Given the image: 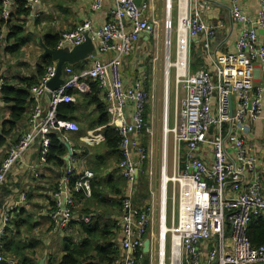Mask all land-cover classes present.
<instances>
[{
	"label": "built area",
	"instance_id": "2783aa9c",
	"mask_svg": "<svg viewBox=\"0 0 264 264\" xmlns=\"http://www.w3.org/2000/svg\"><path fill=\"white\" fill-rule=\"evenodd\" d=\"M2 0L1 18L5 21L0 29V41L8 33L6 22L12 18L15 2ZM25 8L34 14L39 0H22ZM92 9L98 11L105 0H90ZM115 6L112 16L101 26L94 28L91 20L61 33L56 49L73 48L88 37L97 42L95 51L87 56L89 65L74 72L71 65L64 66V84L55 90L48 87L57 71V63L45 66L38 81L31 87V110L28 127L16 143L7 147L0 163V192L7 174L21 160L24 153L38 144L41 162L46 163L51 148V134L77 131L76 122L59 115V105L76 103L73 94L87 92L95 83L106 103L110 124L116 127L120 139L122 178L127 183L120 207L121 238L118 248L121 255L110 264H143L144 242L149 236L151 264H260L264 263V245L253 247L247 229L254 218L264 216V182L257 170V156L250 152L242 133L246 122L264 127V83L255 85V64H264V41L260 30L264 29V0H261L258 19L253 22L238 3L229 14L242 23L235 50L215 51L211 41L217 36L218 26L205 21L197 9L188 10L189 0H182L174 29L171 2H167L166 66H165V129L172 132L173 159L170 173L169 146L164 139L161 165V193L158 204L152 200L145 207L134 203L139 171L148 159L147 148L140 137L152 133L145 110L150 93L141 81L125 86L121 73L125 57L130 53L142 34L149 32L157 37V23L147 17L148 3L137 0H109ZM200 1V0H196ZM176 31L175 53L172 58V33ZM183 32L184 36H180ZM203 36L204 47L213 64V73L204 69L190 70V40ZM111 57L103 58V54ZM180 66L182 69H180ZM174 69V127L169 128L170 74ZM6 82L0 77V92ZM47 96L44 107L45 97ZM235 108V109H234ZM131 111V115L128 112ZM1 134V128H0ZM104 137L97 130L83 138L88 142L101 141ZM104 140V139H103ZM184 147L185 156L182 157ZM76 169L66 167L57 182L54 193L55 205L50 214L53 229L63 228L73 219L76 206L75 193L84 197L93 194L94 173L85 170L80 176ZM185 181V182H184ZM171 184V196L169 185ZM178 187V189H177ZM189 210L182 211L184 192ZM178 192L179 207L176 216L175 199ZM171 197L172 221L168 226V203ZM26 199L0 211V263L7 260L20 264L4 254L6 237L12 211ZM158 209V210H157ZM89 217L81 220L87 222ZM156 221L159 223L157 244L154 252ZM228 230L231 234H228ZM212 246L206 261L202 260V244Z\"/></svg>",
	"mask_w": 264,
	"mask_h": 264
},
{
	"label": "crops",
	"instance_id": "0c3cea01",
	"mask_svg": "<svg viewBox=\"0 0 264 264\" xmlns=\"http://www.w3.org/2000/svg\"><path fill=\"white\" fill-rule=\"evenodd\" d=\"M141 1L148 3L147 17L151 22L155 21L157 23V34H161V31L165 27V22L167 18H169V15L167 14L168 0ZM170 2V18L172 19V22H174L173 19L176 20L177 26L178 10L179 7H182L183 2L182 0H170ZM15 3L13 13H18V2ZM238 3L242 10L251 16L253 22H256L261 0H238ZM232 4V0H189L187 3L189 11L194 12L198 9L205 21L218 26L217 36L211 41V46L219 53L229 52L236 49V40L242 28V23L233 20L229 14ZM114 7L113 3L109 0H105L103 7L98 11L92 9L90 0H39L34 14L28 9L29 14L20 15L21 18L16 20L17 23L23 24V33L26 32V36H30L31 38L27 37L19 40L22 42L21 48L14 53L2 51L5 52V55L10 62L5 67L0 66V77H2L6 83L12 85L17 84V79L19 77H32L37 78L38 80L40 78L39 69L45 65L44 61L47 58L43 56L44 48L41 45V42L44 44L45 37L50 34L61 35L63 31L75 28L78 24L87 20H91L94 28H97V26L103 25L105 21L111 18L112 9ZM28 32L32 35H29ZM156 38L157 37H154L149 32L143 33L141 38L133 46L130 53L125 57L121 69L125 86H133L143 81L144 87L148 91H151V76L152 71H155L153 44L155 43ZM260 39L264 41V29L260 30ZM15 40L17 42L15 45H17L19 42L17 37ZM30 41L31 43H29ZM93 42L96 46L97 42L94 40ZM12 43L15 42L11 41L10 44ZM27 45H37V52L32 53L31 55L25 53L24 57H20V60L15 58L14 55L16 56L20 50H25L26 48L24 46ZM193 47L203 59V62L200 64L193 63L191 50ZM203 47L204 39L202 35L191 38L190 70L195 71L194 66H199V69H204L206 72L213 73L212 61ZM198 53L196 54L199 56ZM102 57L105 59L109 58L111 57V53L103 54ZM67 65L72 64H65V66ZM87 66V61L83 60L75 64L73 70L74 72H79ZM254 83L255 85L264 83V64H255ZM73 95L77 102L71 103L76 104V109L74 113L70 115V120L76 122L79 129L77 131L62 132L60 136L69 143L73 150V154L69 156V160H65L67 166L64 165L58 167L51 163L41 162L38 144L36 143L24 153L21 160L7 174L6 181L0 192V211L14 205L18 201H21L22 194H26V199L20 203L16 210L12 211L9 229L12 221L17 215H19L20 219L18 220L22 224L20 225V238L29 244H33L31 250L35 251L34 257L37 258L39 264L42 260H44V264L49 263L50 260L59 262L64 254L76 248V246H80L85 240L89 239V234L84 230L85 225L103 227L115 224L120 215V208L117 205L119 204L118 200L122 199V197H120L121 192L119 191L125 189L126 186L125 180L120 178L121 175L115 160L116 155L113 153L112 149H109L104 145V126H96L92 129L89 127L99 119L98 107L95 103L91 102V88H89L87 92L75 90ZM99 98L103 100L101 93H99ZM46 99L47 96L45 97L44 107L46 105ZM10 112L11 105L0 98V128H2L3 122L9 117ZM128 115H131V111L128 112ZM149 116L150 107L148 104L146 114L147 122ZM27 127L28 124L26 118L23 123H21L19 132H16L15 135L20 137ZM93 130H97V133L101 134L104 137V140L88 142L83 139L88 132H92ZM242 135L245 138L246 144H248L250 148V152L257 156V170L263 176L264 182V127L261 124L253 125L252 120H249L246 122L245 130ZM145 136L146 133L140 137V142L147 148V138ZM16 139H12V141H15ZM9 144L11 143L0 146V163L6 155ZM66 156H68V150ZM98 156H107L108 162L107 166H104L95 173V170L92 168H97V165L102 162V160H97ZM181 156H185L184 147ZM168 159L172 165L173 141L172 145L169 146ZM162 161L163 155L161 165ZM66 167L75 168L77 175L82 174L85 170L92 171L96 176L95 186L104 191L107 201L101 203V197L98 199H89L88 197L77 198L79 193L76 194V206L72 221L63 228L53 229L50 212L55 203L54 193L57 190V182L62 178ZM149 191L150 198L147 200L148 202L146 205L152 200L158 204V195L160 199L161 193V168L159 190L155 191L154 179L150 178ZM85 216L90 218L89 221L85 222L81 220V218H84ZM12 228L14 232H17L14 226H12ZM112 232L114 231L112 230ZM152 233L154 234L155 230H153ZM121 235L120 232L118 235V241L120 240ZM147 235L149 237L151 232L150 235ZM157 237L158 233L154 234L152 242L153 240H156L157 244ZM106 238L107 234H102L100 239H93L94 246H97V243L102 244L103 242H106ZM202 247L204 252H207L210 248L208 244H204ZM51 250H57L58 253L53 256ZM155 250L156 247H154L153 251L155 252ZM149 252L145 253L143 264L145 259L148 261V264H151ZM79 259H82L84 263L89 262L91 264H101L95 250Z\"/></svg>",
	"mask_w": 264,
	"mask_h": 264
},
{
	"label": "trees",
	"instance_id": "16d2710c",
	"mask_svg": "<svg viewBox=\"0 0 264 264\" xmlns=\"http://www.w3.org/2000/svg\"><path fill=\"white\" fill-rule=\"evenodd\" d=\"M18 13H12V18L6 22V27L8 29V33L6 38L3 42L0 41V47H4V51L14 53L16 50L21 48L22 42H17L15 38L18 37L23 33L24 26L21 23H17L16 20L21 18L20 15H27L29 14V10L25 8V2L22 0H18ZM1 7H2V0H0V29L4 26L5 21L1 18ZM60 39V34L53 35L50 34L44 39V45L50 49H55L57 43ZM11 41L15 43L10 44ZM154 41V40H152ZM192 58L193 63L200 64L203 62L200 54L195 51V48L192 49ZM198 53L199 56L196 54ZM45 65L40 67L39 75L44 71V68L49 63H54L51 56L47 57L44 61ZM72 68L75 67L71 65ZM77 66V65H76ZM195 70L199 69V66H194ZM17 84H8L3 87L2 91L0 92V98L9 103L11 105V112L9 117L3 122L2 124V135L0 136V146L6 145L8 143L16 142L20 137H17L16 132H19V128L21 123L28 118V114L31 110V95L30 89L31 87L38 81L37 78L32 77H19ZM91 102L95 103L98 107L99 119H97L96 123H92L89 127L92 129L96 126H104V135H105V143L106 147L112 149L113 153L116 155L115 160L117 163V168L119 169V161L121 158V152L119 149V136L117 132L110 126H107L109 123V114L107 112L106 103L99 98V89L95 83H92L91 86ZM73 94V92H70ZM76 104H60L59 105V113L60 117L63 119L70 120V115L74 113L76 109ZM28 122V120H27ZM22 135V134H21ZM20 135V136H21ZM61 134L55 133L51 134V148L50 153L47 158V163L54 164L55 166H67L65 164V156L67 155V148L59 139ZM17 138V139H16ZM12 139H16L12 141ZM98 161H101L97 165V168L94 169L96 171L102 169L104 166H107L108 157L107 156H98ZM118 171V170H117ZM61 176V175H60ZM95 174L94 179L92 182L93 194L89 199L99 198L101 197V203H105L107 199L105 198L104 191L98 187H96L95 183ZM122 178V176H120ZM125 186V185H124ZM102 192V193H101ZM120 197H123L125 189L120 190ZM118 192V193H119ZM78 194V193H77ZM83 197L84 195L79 193L77 198ZM103 197V198H102ZM150 198V191H149V180L147 175V162L144 163L141 171H139L137 184H136V193L134 196V203L138 207H145L147 200ZM117 204L120 207L121 200H118ZM55 205V203H54ZM53 205V206H54ZM53 209V208H52ZM17 217V218H16ZM15 219L11 223V227L4 238V254L7 258H15L19 261L20 264H39L37 258L34 257L35 251L31 250L33 244H29L25 242L23 239L20 238V216L17 215ZM12 226L17 230L14 232ZM114 228V229H113ZM84 230L89 234V239L85 240L80 246H76V248L68 251L66 254L62 256L59 262L54 260H50L51 264H91L89 262L84 263L80 257L88 255L89 252L95 250L96 254L101 262V264H110L113 260L121 255V252L118 248V235L120 233V227L117 224V221L113 225L107 226H91L85 225ZM112 230L114 232H112ZM102 234H107V241L103 242L102 244H98L94 246L93 239H100ZM247 236L252 244L253 247H258L264 245V216H259L254 218L252 223L249 225L247 229ZM148 235H146V238ZM112 238V240H111ZM144 264H148V261L145 259Z\"/></svg>",
	"mask_w": 264,
	"mask_h": 264
},
{
	"label": "rangeland",
	"instance_id": "374dc122",
	"mask_svg": "<svg viewBox=\"0 0 264 264\" xmlns=\"http://www.w3.org/2000/svg\"><path fill=\"white\" fill-rule=\"evenodd\" d=\"M173 25L174 29L176 30V20L173 19ZM164 27V26H163ZM173 31L172 33V58L174 59V53H175V38H176V31ZM27 31V30H26ZM29 35H32L30 32H28ZM167 30H166V22L165 27L161 31V34L157 36L155 39V43L153 44V53H154V64H155V71H152L151 76V85H150V101H149V107H150V116L148 120V125L150 126V129L152 133H146V145L148 149L149 157L146 160L147 162V175L150 178L154 179V189L155 191L159 190L160 185V168H161V160L163 155V147H164V139L166 141V135H164V129H165V104H166V97H165V66H166V51L169 47L166 46V40H167ZM30 36H26V32L21 34L18 38L19 40L25 39ZM31 38V37H30ZM31 43V41L29 42ZM28 43V44H29ZM26 49L20 50V52L17 53V55L14 57L20 60V57H24L26 54H32L37 52V45H27L24 46ZM0 66H6L10 60L6 57L4 51V47H0ZM152 56V58H153ZM89 65V61L85 59ZM170 91H169V115H168V123L171 124L174 122V104H175V96H174V69H171L170 74ZM167 142L169 146L172 145L173 136L172 134H168ZM170 173H171V164H170ZM153 176V177H152ZM169 196H171V184L169 185ZM178 189V187H177ZM122 200V199H121ZM159 200V195H158ZM158 203V201H157ZM178 207H179V198H178V192L176 193V199H175V208H176V216L178 215ZM158 210V209H157ZM172 221V207H171V197L169 198L168 203V226L171 225ZM159 229V223L156 221L155 224V233H158ZM155 247H157L156 240H154ZM52 251V250H51ZM156 251V250H155ZM53 256L58 253L57 250L52 251Z\"/></svg>",
	"mask_w": 264,
	"mask_h": 264
},
{
	"label": "water",
	"instance_id": "95a60500",
	"mask_svg": "<svg viewBox=\"0 0 264 264\" xmlns=\"http://www.w3.org/2000/svg\"><path fill=\"white\" fill-rule=\"evenodd\" d=\"M138 3L141 0H137ZM41 45L44 48L43 56L49 57L51 56L54 61L57 63V71L54 78L49 82L48 87L51 90H55L64 84L65 80L63 78V68L65 64H77L87 58L91 53L95 51V45L93 40L88 37L87 40L75 47L71 48H62V49H50L45 47V45L41 42ZM63 144L66 146L68 150V156L65 157V160H69V156L73 154V150L69 143L65 141L63 138H59ZM151 239L150 237L145 239L144 242V252L148 253L150 251ZM0 264H12L7 260H3ZM40 264H44V260L41 261Z\"/></svg>",
	"mask_w": 264,
	"mask_h": 264
},
{
	"label": "bare ground",
	"instance_id": "6f19581e",
	"mask_svg": "<svg viewBox=\"0 0 264 264\" xmlns=\"http://www.w3.org/2000/svg\"><path fill=\"white\" fill-rule=\"evenodd\" d=\"M180 36L181 37H183L184 36V34H183V32H180ZM46 47V46H45ZM48 48V47H47ZM180 69H182V67L180 66ZM148 104L149 103H147V107H148ZM107 112H108V110H107ZM108 114H109V112H108ZM147 114V108H146V110H145V115ZM59 115H60V113H59ZM110 121H111V118H110V120H109V123H108V125L107 126H110V127H112L115 131H116V127L114 126V125H111L110 124ZM174 122L172 123V126H171V124H170V126H169V128L168 129H170V128H173L174 127ZM117 132V131H116ZM168 134H172V136H173V140H174V134L172 133V132H169L168 130H167V132H165V134L164 135H166V142H167V138H168ZM2 135V129H1V134H0V136ZM119 149H120V139H119ZM163 154H164V147H163ZM121 159H122V157H121ZM121 159H120V162H121ZM120 162H119V164H120ZM119 172H120V175H122V171H121V168L119 167ZM81 175V174H80ZM80 175H78V176H80ZM185 182V181H184ZM126 183V182H125ZM127 184V183H126ZM76 194L77 193H75L74 194V199H75V202H76ZM189 194H190V191H186V192H184V200H183V202H182V211H188L189 210V204H188V202H189V200H188V198H187V196H189ZM122 199H123V197H122ZM121 202H122V200H121ZM120 207H121V204H120ZM119 207V208H120ZM73 211H75V208H73ZM50 214H51V212H50ZM119 220V219H118ZM228 234H231V232L228 230ZM250 241V240H249ZM251 243V242H250ZM208 244V246L211 248V246H212V244L211 243H207ZM202 246H204V244H202ZM158 248V244H157V247H156V249ZM210 248H209V250H210ZM202 251H203V254H202V260L203 261H206L207 260V258H208V256H209V252L207 251V252H204V249H202ZM47 264H51L50 262L49 263H47ZM260 264H264V263H260Z\"/></svg>",
	"mask_w": 264,
	"mask_h": 264
}]
</instances>
